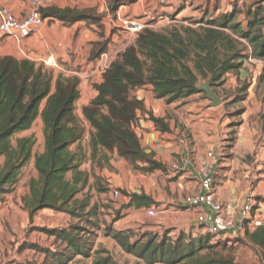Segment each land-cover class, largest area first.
I'll return each mask as SVG.
<instances>
[{
	"label": "trees",
	"instance_id": "1",
	"mask_svg": "<svg viewBox=\"0 0 264 264\" xmlns=\"http://www.w3.org/2000/svg\"><path fill=\"white\" fill-rule=\"evenodd\" d=\"M136 1L111 0L108 10L116 16L121 6ZM236 5L218 16L204 10L201 18L183 19L161 31L145 29L103 71V81L93 85L96 98L83 108V116L91 127L93 160L100 156L99 164L105 166L109 154L117 152L134 171H166L142 147L137 133L139 114L148 116L161 132L169 130L161 119L146 111L143 100L133 96L146 86L152 87L157 100L173 104L204 94L198 89L201 82H209L216 93L215 89L223 86L228 75L239 76L245 63L252 59L263 64L258 82L264 87L263 2L256 1L245 11ZM40 14L43 20L52 18L65 25L86 21L102 28V17L93 9L52 7L41 9ZM242 15L246 23L239 20ZM176 16L172 18L176 20ZM106 48L107 42L95 44L91 59L100 58ZM240 85L234 95L237 103L246 100L249 90L248 84ZM79 98L78 77L55 78L52 70L32 61L0 57V160H4L0 165V202L16 188L34 158L36 176L30 178L28 194L23 198L30 221L43 210L64 213L80 221L65 229H39L64 247L52 251L30 245L44 260L28 264H85L90 259L89 264H118L106 249H98L91 256L95 233L87 226L98 216V207H90L89 197L78 199L89 182V173L82 170L88 160L87 150L82 146L86 128L75 113ZM39 118L44 149L34 154L36 137L17 136L31 130ZM100 191L107 193L109 189ZM120 192L131 198L129 205L137 209L154 204L144 194ZM84 221L86 226L82 225ZM170 234L171 231H165L164 235H137L132 229L105 228L106 237L146 264H238L228 242L211 244L209 234L197 239ZM246 237L264 250V226L254 233L247 227ZM237 242L241 241H234Z\"/></svg>",
	"mask_w": 264,
	"mask_h": 264
},
{
	"label": "crops",
	"instance_id": "2",
	"mask_svg": "<svg viewBox=\"0 0 264 264\" xmlns=\"http://www.w3.org/2000/svg\"><path fill=\"white\" fill-rule=\"evenodd\" d=\"M110 1L0 0V8L9 10L19 20L25 18L32 10L33 2H37L41 9L52 7L81 11L93 9L98 16L102 17V28L86 21L65 25L55 19L47 18L43 26L33 33H18L1 39L0 57H13L17 60L32 61L52 70L55 78L59 75L68 78L78 76L81 85L80 98L76 104V109H80L78 117L84 121L83 108L88 106L97 96V92L93 88L94 82L100 84L103 81L102 73L104 70L102 69L104 66L98 68L99 63L102 62V56L108 55V58L103 62L108 68L125 47L132 43L131 41L128 42V35L117 27L119 16L143 18L146 13H149L152 17L158 18L154 25L160 27L162 26L160 24H163L160 23L161 18H172L175 14L177 20L180 21L187 18L198 19L204 15L202 14L204 10L217 16L216 13L220 12L221 7H223V4H219L217 0H137L134 3L121 6L117 15L113 16L108 10ZM164 23L169 26L167 20ZM163 26L165 27V25ZM106 42L107 48L104 53L100 58L92 60L94 45ZM251 63L259 66L260 72H258V75H260L263 64L257 60H249L245 63L244 68H249ZM100 69L102 70L101 73H99ZM243 70L235 79L240 78L242 80L245 77ZM230 76L234 77L235 75H228V77ZM88 78H92L93 83L90 86L85 85ZM262 88L264 87L262 86ZM262 88L260 87V89ZM133 96L143 100L146 111L155 118L161 119L169 129L167 132H161L148 119V116L139 114L140 121L137 133L142 147L147 153L153 154L154 160L164 165L166 171L157 170L152 173H144L146 177L141 175L133 177L136 182L129 185L117 181L114 172L106 170V164L105 166L102 165V168H97L96 165L99 163L100 156L93 160L90 139L87 138L88 160L82 166V170L89 173V182L84 189L85 193L91 192L92 196L96 193L101 199L112 188H119L116 191H127L128 194H144L152 198L154 204L137 209L129 205L131 198L123 196V200L127 201L124 203L127 210H121L119 206L114 207V209L116 212L120 210L122 217L125 213H128L129 215L125 219H132L138 224L142 222V218L136 213L137 211H143L146 217L150 210L155 209L157 213L156 224L158 225L155 228L156 231L144 229L141 234L152 232L156 234L158 230L163 228L164 231L172 230L171 237H177L184 231L183 235L187 239H197L207 234V232L199 226L197 221L201 209L189 207L188 201L201 191L200 165L209 153H213V194L216 201L223 205L224 210L236 214L242 208L245 199L252 196L254 198V208H256L253 211V216L256 220L264 221V121L258 118V115L262 113L261 110L264 104L256 100V96L252 91L248 90L244 104H249V106H247L245 117H243L244 123L237 131V141L233 145L228 143L231 140L229 135L232 132L231 125H233L231 119L224 118L225 112L221 105L213 108L207 101H199V104H196L197 101L195 100L199 98V94L185 100L193 101L190 111L191 114L199 113L197 117L189 116L187 107L181 108L182 102L167 104L165 100H157L151 86L135 91ZM196 105L199 109H196ZM252 109L255 110L254 115H257L255 124L251 123L253 120L248 122V117L253 115ZM37 121L42 125L40 118ZM84 122L86 126H89L86 121ZM187 132L190 133L189 139H185ZM227 143L229 145H226ZM43 149L44 144L38 153H42ZM181 153L190 158V164L184 172L177 173L172 166L182 159ZM34 154H37L35 150ZM109 157L108 164L113 165V157L115 160H121V166H130L128 162L118 157L117 152H114L111 156L109 155ZM30 166L34 169V158L31 160ZM161 176L164 179H159ZM158 179L162 181L163 188H161ZM96 180H107L106 189H109V191L107 193H97L94 184ZM166 187L169 192L164 191ZM121 197L120 195L116 198ZM102 204H105V202L103 201ZM90 206L99 207L101 202L97 201L95 204L92 201ZM110 211L111 208L108 212ZM122 222L123 219L110 223L107 227L113 228L115 231L131 229L129 226L121 228ZM138 226L140 227V225ZM247 227H249L250 233H254L258 229L251 226ZM235 240L242 242V245H240L241 255L250 251L264 253L263 249L247 239L246 230L228 233L223 238V241L228 242L229 245Z\"/></svg>",
	"mask_w": 264,
	"mask_h": 264
},
{
	"label": "rangeland",
	"instance_id": "3",
	"mask_svg": "<svg viewBox=\"0 0 264 264\" xmlns=\"http://www.w3.org/2000/svg\"><path fill=\"white\" fill-rule=\"evenodd\" d=\"M217 1L219 4H223L222 5L223 7H221V11L216 13L217 16L220 15L221 13L232 10L235 3H237L236 5L237 8L244 11L250 8L256 1H262L264 6V0H217ZM239 20L242 23H246L244 15L240 16ZM176 22L177 23L171 24V26L178 25L179 24L178 22L181 23L180 20H177ZM160 25L162 26L160 27L159 26L156 27V25L152 26L153 30L161 31L166 27H170V25L167 26L166 23ZM163 25H165V27ZM128 42H130V40ZM128 42H126V44H128ZM131 44L132 43L128 44L127 46ZM101 71L102 70L100 69L99 73H101ZM243 71L245 72L244 74L245 77L242 80L240 78L235 79L236 76L234 77L230 76L227 77L226 82L223 84V86L215 89L217 96L220 99H222L223 102H225V104L221 105V107H223L225 112L224 118H230L232 121L231 124L233 123V125H231L232 132L229 135L231 140H229L228 142L230 143V145H233L235 141H237V137H238L237 131L239 130L240 126L244 123L243 117H245L247 106H249V104L248 105L244 104L246 100L244 102L242 101L237 103L238 100L234 96L235 92H237V89L241 86L240 84L243 82L248 84L249 90L255 94L256 100L264 104V88H262V85H260L258 82V76H259L258 72H260L259 66L251 63L250 67L244 68ZM74 77H78V76H74ZM92 83H93L92 78L90 79L88 78L87 83H85V85L87 84L88 86H90V84ZM204 83L206 82H201V84ZM260 87L262 89H260ZM198 97L199 98L195 100L197 101L196 104H199V101H207L208 103L211 104V102L206 98L205 93L199 94ZM180 102H182L181 108L187 107L188 110L187 112L189 116L191 115L197 117L199 115V113L191 114L190 108L191 105L193 106L192 100L190 101L183 100ZM250 106L253 108L252 105ZM195 107L196 109H199L197 105ZM263 110H264V106H262V110H261L262 113L258 115V118L264 121ZM252 111H253V115L248 117V122L253 120L251 123L255 124L256 122L255 119L257 115H254L255 112L254 109H252ZM75 113L78 117L80 113V109L77 108ZM80 121L83 123V125L86 128V135L82 141V146L86 149L88 139H90L89 137H90L91 127L89 123H88L89 126H86L84 122L86 121L85 118L84 121H82L81 119ZM89 127L90 129H88ZM31 135H34L37 139V144L34 150L38 153L40 152L44 144L43 127L39 121H36V123L34 124L31 130L18 135L17 138L28 137ZM189 135L190 133L187 132L185 134V139H189ZM228 143L226 145H229ZM73 147L72 149L75 151L77 149V145ZM109 155L111 156V154ZM120 162L121 160H117V159L115 160L112 157L113 165L106 164L105 167L106 170L114 172V176L116 175L115 180L124 182L125 184L129 185L131 183L136 182L133 177H137L139 175L146 177V175L143 172L134 171V169L132 170L131 166H127V165L121 166ZM3 163L4 160L1 159L0 165H3ZM30 164L24 170L22 178L18 183V185L16 186V188L10 194H7L0 202V264L42 263L44 260V256L40 255L36 250L30 248V245H39L42 248H47L52 251H57L58 248L62 249L64 246H62L60 242L58 243L55 240V238H51L47 236L39 229H44V228L65 229L72 224H77L80 222L79 220H72L67 214L59 213L51 210H43L38 212V214L34 217L33 221L32 222L30 221L29 214L24 209L23 206V198L28 194V182L30 178L35 177L36 175V171L30 166ZM96 166L97 168H102L99 163ZM159 179H164V178L161 176ZM159 179L158 182L161 185V188H163V183ZM94 184L96 187L95 191L97 193L101 192L100 189H104L108 185L107 180H101V181L98 180V182L95 181ZM117 189L119 188H112L108 194H104L102 196V199L96 193L92 196L91 192L85 193L84 190L78 196V199L80 201L86 199V197H89L90 203L92 201L95 202V204L97 203V201L101 202V206L99 207L97 206L98 216L96 218L94 217L91 224L87 226L91 231L95 233L93 234L91 240V242L94 243L91 251V256L94 257V252L102 248L109 251L110 254L113 256L114 260L118 264H146L143 261H140L135 257L126 254L112 238H108L105 236V228L107 227V225L110 223H114L115 221H119L121 219H123L121 228L129 226L137 235H141L144 229H150L151 231H156L155 228L158 227V225L156 224L157 223L156 216L150 217L147 215L145 217L144 216L145 213L143 211L136 212L142 218V222H140V224L133 221L132 219H125L129 215L128 213H125L124 217H122L120 210L116 212V210L114 209V207L116 206L121 207V210L122 209L127 210L124 204L127 201L123 200V196L125 195H123L120 192L121 190L120 191L118 190L120 192V195L122 196L121 198L117 199L114 196V191H116ZM164 191L169 192L167 187L164 189ZM103 201L105 202V204H102ZM109 208H111L110 212H108ZM82 225L86 226L85 221ZM138 225H140V227ZM164 232L165 231L162 228L158 230L156 234L164 235ZM182 232L184 233V231ZM237 243L238 245H236ZM237 243L232 242V244L229 247H231L232 249L231 251L238 264H264L263 252L255 253L254 251H250L249 253L241 255L240 245H242V242H237ZM91 261L92 259L88 260L85 264H89Z\"/></svg>",
	"mask_w": 264,
	"mask_h": 264
},
{
	"label": "built area",
	"instance_id": "4",
	"mask_svg": "<svg viewBox=\"0 0 264 264\" xmlns=\"http://www.w3.org/2000/svg\"><path fill=\"white\" fill-rule=\"evenodd\" d=\"M40 10L41 6L37 2H33L32 10L25 18L19 20L9 10L0 8V17L2 19L0 22V40L18 33L30 34L42 27L45 20L42 19ZM166 20L169 25L177 23V19L174 20L173 18H161L160 23H164ZM157 21L158 18L152 17L149 13H146L143 18L119 16L117 27L128 35L130 41H135L143 30L153 29L152 26ZM107 58V54L102 56V62L99 63L98 68L104 66L102 70L107 69V65L103 64ZM181 156L182 159L172 166L177 173L184 172L190 164V158L187 155L181 153ZM213 159L214 154L209 153L207 158L202 161L200 165L201 191L189 199L188 206L201 209L197 217L198 224L211 236V244H218L223 241L224 236L228 233L243 232L247 226L254 228L263 227L264 221L256 220L253 216L255 204L252 196L245 199L242 208L236 214L224 210L223 205L216 201L213 194ZM114 196L119 197L120 192L115 191ZM148 216H156V210H150Z\"/></svg>",
	"mask_w": 264,
	"mask_h": 264
},
{
	"label": "water",
	"instance_id": "5",
	"mask_svg": "<svg viewBox=\"0 0 264 264\" xmlns=\"http://www.w3.org/2000/svg\"><path fill=\"white\" fill-rule=\"evenodd\" d=\"M198 89L205 93L206 98L211 102V107L216 108L223 104V100L217 96L215 91L210 87L209 82L200 84Z\"/></svg>",
	"mask_w": 264,
	"mask_h": 264
}]
</instances>
